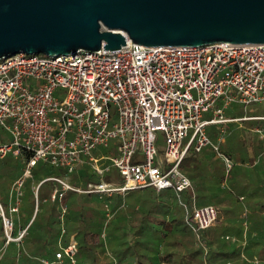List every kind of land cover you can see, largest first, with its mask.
<instances>
[{
	"label": "built area",
	"instance_id": "2783aa9c",
	"mask_svg": "<svg viewBox=\"0 0 264 264\" xmlns=\"http://www.w3.org/2000/svg\"><path fill=\"white\" fill-rule=\"evenodd\" d=\"M103 47L67 55L15 53L0 58V127L12 136L10 142L0 141V158L12 153L21 155L23 163L10 185L7 211L0 201L6 244H20L26 234L23 228L11 235L12 220L37 163L66 173L86 164L96 178L83 187L65 175H51L34 187L37 210L40 183L58 184L49 196L60 202L58 249L51 258H41L43 264L78 263L76 240L62 241L69 191L103 199L109 220L114 214L110 198L116 193L124 197L134 190H170L184 207L186 223L199 236L215 223L217 209L196 205L194 196L191 205L183 201L182 195L192 191L191 180L181 170L183 159L209 146L224 162L225 187L233 166L220 149L226 124L264 121V115L224 116L232 102L264 103V44L146 46L127 38L117 49ZM58 89L64 90L62 97L56 96ZM208 111L212 116L204 118ZM208 125L217 126L215 140L206 133ZM252 130L264 141V125ZM158 131L164 135L163 153L157 148ZM99 146L107 153H94Z\"/></svg>",
	"mask_w": 264,
	"mask_h": 264
},
{
	"label": "trees",
	"instance_id": "16d2710c",
	"mask_svg": "<svg viewBox=\"0 0 264 264\" xmlns=\"http://www.w3.org/2000/svg\"><path fill=\"white\" fill-rule=\"evenodd\" d=\"M260 124L264 125L263 122ZM235 143L233 149L230 147L222 150L220 147L221 151L233 160V166L227 177L230 184L227 189L221 188L224 162L211 148H205L195 155H187L181 163V170L192 183V191L182 195L183 201L191 205L194 196L196 205L211 204L217 209L215 225L202 230L199 236L186 223L184 207L172 191L156 192L153 189H145L142 193L134 195L124 209L119 207L123 201L121 196H117L111 206L114 214L109 220L105 217L104 203L94 202L93 198L90 199L93 197L90 194H80L78 197L70 194L65 198L68 209L64 217L63 243L68 242L73 235L81 234L80 240L76 242L79 259H82L83 256L89 255L91 250L105 246V238L101 236L102 229L107 228L112 219H118L119 214L127 213L133 216L132 220H128L131 225L129 230H134L129 243L155 250L159 247L165 248V252L159 254L161 261H171L172 253L167 251L169 246L181 245L186 249L185 253L181 254L180 262L186 257L189 262H193L192 264H226L233 258L236 259L234 264L248 263V260L240 254L239 241L231 238L233 235L242 236V230L236 224L237 215L246 214L247 211H250L247 222L251 230L264 235V159L261 163L253 164L258 156L262 159L264 143L254 144L244 138L236 139ZM19 161V158L13 156L8 158V155L0 160L2 174L8 179L9 184L19 174L21 167ZM246 161L251 165H245ZM45 165L40 166L37 163L31 177L27 182L25 181L26 188L21 209L13 214L11 235L14 236L20 229L26 228V234L20 244L14 241L6 244L4 226L0 221V254H2L0 264H43L41 258H51L58 249L57 242L61 232L60 202L49 199L51 192L58 186L55 181L45 180L40 183L37 191L38 210L29 222L36 202L34 187L44 176L65 173L61 168ZM80 170L82 184L96 179L88 171L87 166H83ZM109 179V175L106 176V180ZM169 192V197L165 198L163 194ZM240 197L243 199L242 203L239 202ZM1 198L3 199V195ZM1 203L7 211L6 203ZM137 217L139 218L135 223ZM150 217H154V222L150 221ZM120 225V222H115L113 229L119 230ZM152 229L154 234L151 232ZM146 230L150 231L146 232ZM187 234L190 238H186ZM226 235L229 238H225ZM254 241L255 239L251 243L254 244ZM239 258L242 263L238 262ZM256 259L257 263L252 260L248 264H264L263 244Z\"/></svg>",
	"mask_w": 264,
	"mask_h": 264
},
{
	"label": "water",
	"instance_id": "95a60500",
	"mask_svg": "<svg viewBox=\"0 0 264 264\" xmlns=\"http://www.w3.org/2000/svg\"><path fill=\"white\" fill-rule=\"evenodd\" d=\"M218 41L264 44V0H0V58Z\"/></svg>",
	"mask_w": 264,
	"mask_h": 264
},
{
	"label": "rangeland",
	"instance_id": "374dc122",
	"mask_svg": "<svg viewBox=\"0 0 264 264\" xmlns=\"http://www.w3.org/2000/svg\"><path fill=\"white\" fill-rule=\"evenodd\" d=\"M55 94L58 97H62L64 95V90L58 89ZM221 104H222L221 100L219 99L217 101V105H221ZM244 115H264V103H251V104H248V105H244V104H241V103H238V102H232L226 108H224V116L225 117H240V116H244ZM203 116H204V118H210L212 116V112L211 111L205 112L203 114ZM255 121L256 120H244V121H233V122L227 123L226 124V132L224 133V140L220 144L221 149L224 150V149L230 148V147L232 149L235 148V145H236L235 140L238 139V138H244L246 141L252 142L254 144H256L257 142L264 143V141L262 139H260L258 134L255 133L252 130L255 125L261 123L260 121H256V122ZM189 133H190V130H189ZM206 133H207V135L209 136V138L211 140H215L216 139V133H217V126L216 125H208V126H206ZM157 134H158V137H159V141L157 143V148L160 151V153H163V150H164V147H165L164 135H163V133L161 131H158ZM11 140H12L11 134L8 131H6L4 128L0 127V141L10 142ZM186 140H187V137L184 139V142ZM205 148H210V147L209 146H205V147L202 148V150L205 149ZM107 150H108L107 148H105L103 146H99L96 150H94V153H97V152L107 153ZM10 156L17 157V158L20 159L19 163H20L21 167H20V170H19V174L16 176V177H18L21 174L22 167H23L22 156L21 155L15 156L12 153H8V158ZM261 158L262 159H260V157L258 156L255 159V162L253 164L261 163L262 160L264 159V153L261 155ZM0 160H1V158H0ZM45 164L46 163H43L42 161H40L38 163V165H40V166H44ZM245 165L249 166L251 164L246 161ZM45 166H51V165L47 164ZM1 167L2 166L0 165V197H1V195H4L5 197H8L9 188H10L9 181H8V179L5 176H3ZM56 168H58V167H56ZM33 169H32V171H33ZM113 173L115 175L116 180L120 181V175L118 174V172L113 170ZM64 175L68 177L69 182L72 183V184L76 183L79 180V178H80L79 176L82 177V174H80L78 176L76 173H66L65 172ZM29 178L26 179V182H27V180ZM26 182H25L24 187H23L24 191H25V188H26ZM76 184L81 185L83 187L85 186V184L81 183V180L78 181ZM229 185H230L229 184V180L227 179L226 186L223 187V188L221 186V188L223 190L227 189L229 187ZM139 193H142V190L129 191L126 195H124V197H122L121 195L116 193L113 197L110 198V206H112V204L116 201L115 199H116L117 196H121V198L123 200L122 203L124 202V206H126L127 204L130 203L129 202L130 196H134V195H137ZM70 194H74L77 197H78V195H80V193L69 191V192H67V196L66 197H68ZM81 195H85V194H81ZM90 195L93 196V197H90V199L93 198L92 200L94 202H96V203H101V202L104 203L103 199H100L97 195H95V194H90ZM169 195H170V192L168 194L167 193L163 194V196L165 198L166 197L168 198ZM106 200L109 201V199H106ZM239 202L242 203L243 199H240ZM35 205H36V202H35ZM37 205H38V200H37ZM67 205H68V203H67ZM111 209H112V207H111ZM241 209H242V207H241ZM249 214H250V211L249 212L247 211L246 214L244 213V214H241V215L240 214L237 215L238 216L237 217L238 221H237L236 224H237V227H239L242 230V236L241 237H237L236 235H234V237H235L236 240L239 241V243L240 242L242 243L243 241L246 242L248 240L249 230L251 229L249 224H248V222H247V215H249ZM111 223H108L107 228L102 229L101 236L103 238L105 236V232H107L109 230V227H110ZM251 231H253V230H251ZM78 237H81V234H79ZM186 238H190V236L187 234ZM136 245H138V244H136ZM20 246H22V245H19V247ZM172 246L175 247V250L177 252L180 249H182L181 245H172ZM172 246L171 247L169 246V249L173 248ZM245 246H246V244H245ZM245 246L242 245L240 247L241 256L243 258H246V260H248V263H250L249 261H252V260L255 263H257L256 257L258 256V252L248 251V249ZM195 247H197V245H195ZM161 249H162V251L166 250L165 248H161ZM161 249L159 250L160 252H161ZM205 249H206V247H205ZM2 253H3V251H2ZM153 253L156 254V251L154 250ZM1 255L2 254H0V257H1ZM176 256L177 255L175 254V257ZM78 259H79V256H78V253H77V260ZM235 260L236 259H234V258L230 259L226 264H234ZM238 262L242 263L240 258L238 259ZM165 263H167V262H165ZM248 263H245V264H248ZM77 264H80V263L78 262Z\"/></svg>",
	"mask_w": 264,
	"mask_h": 264
},
{
	"label": "crops",
	"instance_id": "0c3cea01",
	"mask_svg": "<svg viewBox=\"0 0 264 264\" xmlns=\"http://www.w3.org/2000/svg\"><path fill=\"white\" fill-rule=\"evenodd\" d=\"M260 122L264 123V121H260ZM83 166L88 167V165H86V164L80 165L79 168L77 169V171L74 173H76L79 176L81 174L80 169ZM88 171L90 172L89 167H88ZM60 174H62V173H60ZM62 175H64V174H62ZM79 177L80 178L78 181H80L82 178L81 176H79ZM66 178L68 179L67 176H66ZM11 183L9 184V186L11 185ZM76 183H74V184H76ZM76 185H78V184H76ZM142 190H145V189H142ZM132 198H133V196H130L129 202H131ZM0 200H1V202L6 203V205L8 204V197H5L3 195V199L0 197ZM22 202H21L19 211L21 209ZM127 205L123 206L122 209L126 208ZM35 210H36V205H35L33 214L31 216L29 222H31L32 219L34 218V216L38 210V206H37V210L36 211ZM132 217L133 216H131L130 214L121 213V214H119L118 219L117 218L112 219L113 221L110 224L109 230L107 232H105V237H104L105 238V246L103 248H97V249L91 250L89 252V255L83 256L82 259L81 258L78 259V262L80 264H179V263H181V264H192V262H189L186 257H184L182 259V261L180 262L181 254L185 253L186 247H184V246H182V249H180L178 252L175 250V247L172 246L173 248H170V249L168 247L167 251H170L172 253V259L170 262L165 263L164 261H161V259H160V255H159L160 254L159 250L161 249L160 247H159V249L155 250L153 248L151 249V248L145 247L143 245H139V244L138 245H136V244L132 245L131 243H129L131 238H132V233L134 232L133 229L129 230L131 225H130V223H128V220H132L131 219ZM138 218L139 217H137L134 220L135 223L137 222ZM149 219H150V221L154 222V217H150ZM117 221L121 223V225H120L121 228L119 230L113 229V226L115 225V222H117ZM148 231H150V230H146V232H148ZM151 232L154 234L153 229ZM136 236H138V235H136ZM118 237H120V239H118ZM233 237H234V235H233ZM71 239L79 241L80 237L73 235ZM253 239H255L254 244L251 243V241ZM135 241H136V239H135ZM245 244H246V246H245ZM262 244L264 245L263 233L259 234V233L254 232V231H252V233H251V229H250L249 234H248V240L246 242H244V241L242 243L240 242L239 245L240 246L244 245L248 249V251L258 252L261 249ZM154 250L156 251L157 255L155 253H153ZM164 252H165V250L162 251V249H161V253H164ZM175 254L177 255L176 257H175Z\"/></svg>",
	"mask_w": 264,
	"mask_h": 264
}]
</instances>
